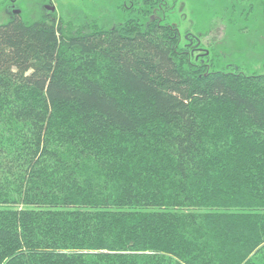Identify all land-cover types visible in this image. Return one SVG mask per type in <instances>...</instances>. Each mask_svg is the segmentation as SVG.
Returning <instances> with one entry per match:
<instances>
[{
    "label": "trees",
    "instance_id": "16d2710c",
    "mask_svg": "<svg viewBox=\"0 0 264 264\" xmlns=\"http://www.w3.org/2000/svg\"><path fill=\"white\" fill-rule=\"evenodd\" d=\"M154 1L0 25V264H264V75L201 71Z\"/></svg>",
    "mask_w": 264,
    "mask_h": 264
},
{
    "label": "rangeland",
    "instance_id": "374dc122",
    "mask_svg": "<svg viewBox=\"0 0 264 264\" xmlns=\"http://www.w3.org/2000/svg\"><path fill=\"white\" fill-rule=\"evenodd\" d=\"M259 2L260 7L258 0H165L161 6L158 4L153 16L160 19L164 14L165 25L179 30L180 53L190 56L201 71L262 76L264 0ZM8 4L0 0V25L11 16ZM245 4L250 9L246 14ZM15 5L26 22L46 15L45 6L53 7L48 12L64 24L76 21L81 25L84 20L99 28H111L124 19L116 0H16ZM240 7L244 10L238 13ZM197 47V53H193Z\"/></svg>",
    "mask_w": 264,
    "mask_h": 264
},
{
    "label": "flooded vegetation",
    "instance_id": "af4514ba",
    "mask_svg": "<svg viewBox=\"0 0 264 264\" xmlns=\"http://www.w3.org/2000/svg\"><path fill=\"white\" fill-rule=\"evenodd\" d=\"M7 2H9V4H8V6H7V8L10 10V13H11V16H10V18L9 19H12L16 14H14L13 12L15 11V10H17V8H16V5H15V3H16V0H6ZM240 2H245V0H240ZM251 3V2H250ZM252 4V3H251ZM254 5V4H253ZM258 5H259V7L260 6H262V3H260L259 2V0H258ZM239 6H244V4H242V5H239ZM245 6H246V4H245ZM251 6V5H250ZM247 7V6H246ZM47 8H51L50 6H45L44 7V11H45V13L47 12V13H49L48 12V10H47ZM244 10V8H242V7H240V9L237 11L238 13H240L241 12V10ZM247 9H248V11H246L245 12V14L247 13V12H249L250 11V9L247 7ZM242 10V11H243ZM17 15H20V13L19 14H17ZM242 18H243V16H241ZM248 18V17H247ZM8 19V20H9ZM178 30V29H177ZM178 32H179V30H178ZM179 36H180V34H179ZM197 46V45H196ZM198 49V47L197 48H193V53H197V52H195L196 50Z\"/></svg>",
    "mask_w": 264,
    "mask_h": 264
},
{
    "label": "water",
    "instance_id": "95a60500",
    "mask_svg": "<svg viewBox=\"0 0 264 264\" xmlns=\"http://www.w3.org/2000/svg\"><path fill=\"white\" fill-rule=\"evenodd\" d=\"M47 10H49V11H53V7H51V8H47ZM13 13H14V14H19L20 12H19L18 10H15Z\"/></svg>",
    "mask_w": 264,
    "mask_h": 264
}]
</instances>
